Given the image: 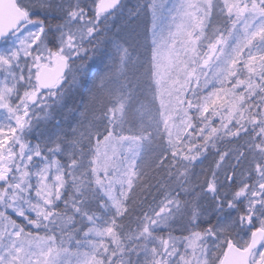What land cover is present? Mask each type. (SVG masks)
Instances as JSON below:
<instances>
[{"label":"snow or ice","instance_id":"1","mask_svg":"<svg viewBox=\"0 0 264 264\" xmlns=\"http://www.w3.org/2000/svg\"><path fill=\"white\" fill-rule=\"evenodd\" d=\"M0 264H264V0H0Z\"/></svg>","mask_w":264,"mask_h":264},{"label":"trees","instance_id":"2","mask_svg":"<svg viewBox=\"0 0 264 264\" xmlns=\"http://www.w3.org/2000/svg\"><path fill=\"white\" fill-rule=\"evenodd\" d=\"M125 2H126V4H127L129 7H133V6L136 5V3L138 2V0H125ZM173 3H176V0H163V4H164V6H165V10H167V8L171 7V5H172ZM165 14H166V11H165ZM69 103H70V104H77V105H78V104L80 103V101H79V98L76 97L73 101H69ZM65 115H66V114H64V113H59V112H58V113L56 114V119H57V120H61V121H63ZM73 119H74V116H68V122H72ZM54 125H55V121H52V122H50V123L47 125V127H48L50 130H55V129H54ZM33 142H35L34 139H33ZM208 163H209V161H204L203 167H207V166H208ZM200 170H201V167H200V166H198V167L195 169L196 172H199Z\"/></svg>","mask_w":264,"mask_h":264},{"label":"rangeland","instance_id":"3","mask_svg":"<svg viewBox=\"0 0 264 264\" xmlns=\"http://www.w3.org/2000/svg\"><path fill=\"white\" fill-rule=\"evenodd\" d=\"M176 2H178V0H176Z\"/></svg>","mask_w":264,"mask_h":264}]
</instances>
